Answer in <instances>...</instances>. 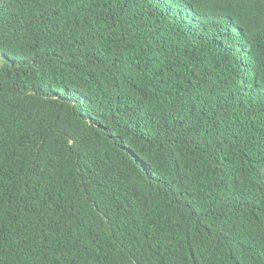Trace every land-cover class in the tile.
I'll return each mask as SVG.
<instances>
[{
  "label": "trees",
  "instance_id": "16d2710c",
  "mask_svg": "<svg viewBox=\"0 0 264 264\" xmlns=\"http://www.w3.org/2000/svg\"><path fill=\"white\" fill-rule=\"evenodd\" d=\"M0 264H264V0H0Z\"/></svg>",
  "mask_w": 264,
  "mask_h": 264
}]
</instances>
